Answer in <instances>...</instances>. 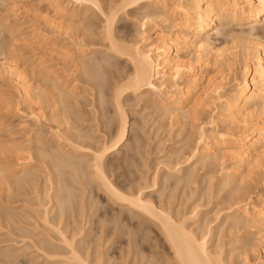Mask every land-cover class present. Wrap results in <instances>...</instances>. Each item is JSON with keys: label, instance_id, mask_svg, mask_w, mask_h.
Masks as SVG:
<instances>
[{"label": "bare ground", "instance_id": "obj_1", "mask_svg": "<svg viewBox=\"0 0 264 264\" xmlns=\"http://www.w3.org/2000/svg\"><path fill=\"white\" fill-rule=\"evenodd\" d=\"M28 1L31 0H0V14ZM36 2L30 7L40 14L46 27L40 29L36 25L28 32L41 41L37 46L51 47L66 55L60 59L69 64L72 77L69 79V74L58 69L62 63L52 62L56 58L53 60L50 52L47 58L48 50L41 49L40 57H35L38 52L34 50L30 56L23 52L22 60L15 47L25 40L24 29L20 31L16 24L0 17V34L4 33L3 38L9 43L3 48L4 39L0 40V58L4 59H0V72L2 76L7 72L20 98L14 102L10 91L7 95L0 90V111L4 113L13 105L20 113L21 104L29 110L27 119L17 129L22 133L0 118V229L4 234L12 239L21 237L27 248L32 247L44 259L38 264H264V170L256 199L252 189L244 184L264 161V117H259L264 115V0H38L34 6ZM95 16L102 23L95 25L100 30L98 35ZM128 19L134 23L133 31L139 39L133 36L137 41L130 38L131 31L121 23ZM236 26L241 30H235ZM214 38L231 42L230 51L240 46L242 61L237 60L236 67L230 69L229 81L224 83L219 82L222 76L219 79L218 75L227 67L224 56L232 53L225 55L229 46L220 50L214 45ZM65 40L79 51L63 49L68 45ZM98 43L106 50L97 59L94 54L101 49L95 48ZM22 46L25 47L23 44L19 49H24ZM183 55L194 57L199 68ZM120 59L129 64L126 72L122 70L124 66L116 63ZM107 68L116 76L114 82L110 80L112 84L108 81L111 90L106 89L105 77L110 72ZM81 82L86 85H77ZM88 94L92 104L86 112L81 99L87 100ZM125 95L135 96L136 104L142 103V111L147 114L139 111L140 118L144 115L146 120L150 110L152 115L160 112V118L168 116L173 126L195 124L207 108L202 109L210 104L217 113L201 130L198 128V134L191 129L196 131V142L188 126L190 135L184 134L185 145L180 142L184 147L167 153L169 161L164 164L163 175L157 167L152 177L140 176V182L126 178L127 182L121 172L115 171L121 169L120 165H129L131 152L136 149L137 155V149H143L139 146L143 132L139 122L143 119L134 121L136 124L133 122L130 129ZM109 96L108 101L116 110L112 118L106 114L110 119L106 121L103 110H107ZM88 115H93V119ZM158 115H154L155 120ZM112 119L117 124L113 131ZM92 120L98 126L105 120L103 136L95 137ZM226 122L230 128L225 131ZM209 124L211 128L207 127ZM178 127L177 134L183 131ZM190 145L194 148L189 149ZM227 160L233 163L228 166ZM134 161L131 160L133 164ZM218 161L223 174L216 186L227 190L225 202L229 206L223 216L216 214V218L222 216L219 219L224 220L212 226L206 215H200L198 204L189 208L190 201L185 198L188 204L181 209L180 198L199 194L198 187L194 188L200 183L197 169L213 167ZM134 180L137 187L133 186ZM211 180L207 178L206 185ZM156 186L163 197L160 202L148 193ZM179 186L182 188L177 196L175 189ZM204 190L200 192L207 195L208 190ZM189 191L194 192L188 194ZM177 199L180 208L173 206ZM107 222L114 225L110 228ZM240 231L242 235H236ZM115 232L119 246L113 258L108 255L110 245L106 247V243ZM159 235L171 250V257L158 251ZM253 241L263 248L254 263L249 259V251L256 249ZM228 245L232 247L225 249ZM131 253L133 258L125 259ZM20 254V250L11 248L0 250V264H20Z\"/></svg>", "mask_w": 264, "mask_h": 264}, {"label": "rangeland", "instance_id": "obj_2", "mask_svg": "<svg viewBox=\"0 0 264 264\" xmlns=\"http://www.w3.org/2000/svg\"><path fill=\"white\" fill-rule=\"evenodd\" d=\"M36 2L35 0H31V1H28L27 2V4H25V5H20V6H23V7H21V8H19V7H17V8H10L9 10L7 9L6 11H3V13L2 14H0L1 16V18H5V19H8L9 21H11V23L13 22L14 24H16V25H14V26H16L17 27V29L19 30L20 29V31H22L23 29V36H24V38H25V40L23 41V40H21V41H19L18 43H19V45H18V47H15L16 48V51L17 52H19L18 54L19 55H21V59L24 57V56H30V55H32V53H33V50H34V52L36 53V51L38 52V53H36L37 55L35 56V57H40V55H39V52L41 51V49H44L43 51L44 52H47V50H48V53H47V58L49 57L50 58V54H49V52L53 55V53H54V55H56V56H52L51 55V57L53 58V60L54 61H52V62H55V63H65V64H67L66 62H62V59H60V58H62L63 56L65 57L66 55H62V54H60L61 52L59 51V53L57 52V50H55V51H53V48H51L50 47V49H47V48H43L42 46L43 45H41V47H39L40 46V40L39 39H36L35 38V36H32L31 35V33H29L31 30H32V28H34V27H36V25H37V27L39 26V28L40 29H43L44 27H46V26H44L45 25V23H44V20H42V18H41V16H40V14L39 13H36L35 12V10H34V7H30V6H32L33 5V3L32 2ZM29 3H32L31 5H29ZM38 3V0H37V2H36V4H34V6L35 5H38L37 4ZM19 4H17V6H18ZM27 5V6H26ZM29 5V6H28ZM40 7L41 6H43L42 4H40L39 5ZM16 7V6H15ZM29 8H33V10L32 9H29ZM36 8V7H35ZM35 13H34V12ZM129 18V17H128ZM131 18V17H130ZM123 22H121L122 23V25L124 24V26H125V28L130 32L129 34H130V38L131 39H133V37L134 36H136L137 37V35L135 34V32L133 31V30H135L136 28L134 27V23H133V21H131L130 19H128V20H122ZM21 23V24H20ZM44 23V24H43ZM93 23H95L94 24V26L96 25L97 27H99V26H101V22H100V19H99V17H94V21H93ZM20 24V25H19ZM23 24V25H22ZM19 25V26H18ZM22 25V26H21ZM34 25V26H33ZM41 25V26H40ZM33 26V27H32ZM95 26V27H96ZM19 27V28H18ZM94 27V28H95ZM97 27H96V29H97ZM26 28V29H25ZM29 28H30V30H29ZM135 28V29H134ZM158 28H162V26H159L158 25ZM235 28V30H241V27H239V26H236V27H234ZM28 29V30H27ZM25 30H27V31H25ZM29 31V32H28ZM100 31V30H99ZM99 31H98V29H97V32H95V34L96 33H98L99 34ZM132 31H133V33H132ZM28 34H27V33ZM26 33V34H25ZM4 34V33H3ZM1 35L0 34V36H1V39L0 40H2V39H4L3 37H5L4 35ZM98 34H96V35H98ZM132 34V35H131ZM56 35V34H55ZM134 35V36H133ZM100 36V35H99ZM132 36V37H131ZM31 37V38H30ZM48 37H50L51 39H53L52 38V36H48ZM54 37V36H53ZM134 37L136 40L135 41H137V38L139 37ZM35 38V39H34ZM59 38V37H58ZM61 38V37H60ZM264 38V37H263ZM50 39V40H51ZM139 39V38H138ZM134 40V39H133ZM221 40V41H220ZM66 42H67V44L68 45H66L65 47H63V49L64 48H67L70 52H73V53H76L77 51H79V49H77V51H76V49H75V46H70L71 44H69L70 42H69V40H65ZM139 41V40H138ZM213 41H214V45L215 46H218L219 47V49L220 50H222L224 47H225V49H226V47H228L229 46V50L227 51V52H225L226 54L225 55H228V53L229 54H231V55H228V56H224V57H227V58H225V61H228V62H225V65L227 66L226 67V69H225V65H223L222 66V73L221 74H219L218 75V77H219V79H220V76H222L221 77V81H219L220 83L221 82H227V81H229V79H230V77H231V75H232V72H231V68H233L235 65H236V63H237V60H240V61H242L241 59H242V55H241V53H240V46H238L237 48H238V50H237V48L236 49H232L231 51H230V48H231V46H232V43L231 42H224L223 41V39H221V38H219V39H216V38H214L213 39ZM1 42V41H0ZM6 42V44H4ZM22 42H24V43H22ZM38 42V44H39V46H37V43ZM66 42H65V44H66ZM98 42H100L101 43V41H98ZM7 43H8V41H5V39H4V42H3V44H2V46L3 45H7ZM17 43V44H18ZM25 43L26 44H28V45H26L25 46ZM100 43H98V44H96L95 45V48H98V49H100V51H98L97 53H96V55L94 54V58H102L103 56V54H105V52H102V51H104V50H106L105 49V46L104 45H100ZM227 43H230L229 45H227L226 46V44ZM1 44V43H0ZM9 44V43H8ZM24 44V46L26 47H23L24 49H25V51H24V49H19V48H21V45H23ZM36 44V45H35ZM43 44V43H42ZM32 46V47H31ZM37 46V47H36ZM70 46V47H69ZM104 46V47H103ZM234 46V45H233ZM7 47V46H6ZM70 49H69V48ZM3 48H5L4 46H3ZM34 48V49H33ZM35 48H37V49H35ZM71 48H74V50L72 51V49ZM77 48H78V46H77ZM92 48H94V46L92 47ZM8 49V48H7ZM38 49H40L39 51H38ZM61 49V48H60ZM59 49V50H60ZM66 49V51L65 52H69L68 50ZM1 50V49H0ZM23 50V51H22ZM27 50V51H26ZM224 50V49H223ZM236 50L238 51L237 53H236ZM43 51H41L40 53H42ZM52 51H53V53H52ZM75 51V52H74ZM23 52H25L24 53V56H23ZM28 52H30V53H28ZM235 52V53H234ZM1 53V52H0ZM63 53V52H62ZM107 53V52H106ZM240 53V54H239ZM49 54V55H48ZM59 54V55H58ZM102 54V55H101ZM108 54V53H107ZM234 54H236V56L234 55ZM96 56V57H95ZM100 56V57H99ZM102 56V57H101ZM230 56V57H229ZM59 59H58V58ZM63 57V58H64ZM183 57H186V59L188 60V61H193L192 63H194V67H196V68H199V63H197V61L196 62H194V60H195V58L193 57V58H188L189 56L188 55H183ZM232 58V59H231ZM234 58V59H233ZM0 59H2V58H0ZM228 59V60H227ZM22 60H24V59H22ZM234 60V61H233ZM2 61H4V59H2ZM1 60H0V62H2ZM116 61V60H115ZM186 61V60H185ZM234 62V63H233ZM116 63H120L122 66H124L123 68H122V70L124 71V72H126L127 70H128V65L129 64H125V63H127V62H125V59H120V62H119V60H117L116 61ZM227 63V64H226ZM59 65L58 66V69L62 72V73H64V74H66V75H68L70 72H71V70L70 69H68L70 66H69V64H67L68 66H66L65 64H63V65ZM119 64V65H120ZM230 64V65H229ZM65 65V67H63ZM125 65H126V67H125ZM63 68H62V67ZM121 66V67H122ZM238 66V65H237ZM236 67V66H235ZM2 68L3 67H1L0 69H1V71H3L2 70ZM119 68H120V66H119ZM125 68V69H124ZM224 68V69H223ZM62 69V70H61ZM69 71H68V70ZM108 70H110L109 68H107ZM127 69V70H126ZM5 71V70H4ZM68 71V72H67ZM112 71V69L110 70V72L108 73L107 72V76L106 75H104V76H106L105 77V80L106 79H108L107 81H105V82H107V84H106V86H108V88H106L107 90H109L110 88V86H111V88H112V85H110L109 84V82L108 81H113L114 82V79L113 78H116V76L114 75V73H113V71ZM6 72V71H5ZM5 72H3V76L1 75L2 73L0 72V75H1V77H3V79L1 80V82H0V90H3L2 92L4 93H8L9 91V96H13L12 97V100L15 102V101H20V98L18 99V92H17V90H16V86H15V84H14V82H12V81H10L8 78H10V77H8L6 74H7V72L5 73ZM110 73H112V75L110 74ZM215 73V75H217L218 73L217 72H214ZM217 73V74H216ZM4 74H5V76H7V77H5L4 76ZM215 75H213V73H211V76H215ZM70 74H69V76H68V78L70 79ZM115 76V77H114ZM72 77V76H71ZM72 79V78H71ZM113 79V80H112ZM218 79V80H219ZM111 81H110V83H111ZM112 82V83H113ZM111 83V84H112ZM77 85H82V87L83 86H85L84 85V83L83 82H81V84H77ZM110 85V86H109ZM88 87V89L90 90V87L89 86H87ZM86 87V88H87ZM227 88L229 87L228 85L226 86ZM6 90V91H5ZM111 90V89H110ZM8 91V92H7ZM17 92V93H16ZM109 92V91H108ZM110 93H111V91H110ZM109 93V95H111ZM7 94V95H8ZM87 97H86V99L87 100H84V99H81V101L83 102L82 104H83V109H84V111H86V112H88L89 111V109H90V107H91V104L92 103H89V101L90 102H92V96H90L89 94L88 95H86ZM91 97V100L90 99H88V98H90ZM17 97V98H16ZM107 98V97H106ZM110 99V96H109V98H107V101ZM125 99L127 100L126 101V103H128L127 105H126V108H128L127 109V113H128V120H129V127H130V129H131V126L133 127V125H134V121H137V123L139 122V121H142V117H144V115L140 118V116L142 115V114H147L146 112H144V111H142L143 109L141 108V104L139 103V104H136V102L138 101V99L135 97V96H130V95H125ZM89 100V101H88ZM84 102H86V104L84 103ZM108 102H110V103H106V105L108 106H106V111H108V113H106V111H104L103 110V114H104V112H105V115L107 114H109V115H111V118L113 117V116H115V115H113V113L115 112V110H116V107H114V104L113 103H111V100L110 101H108ZM90 105H89V104ZM138 103V102H137ZM88 104V105H87ZM85 105V106H84ZM131 105V106H130ZM212 107H211V106ZM210 105H208V106H206V107H204V109H202V110H205V108H207L205 111H203V112H201V114H200V120L199 119H197V120H195L196 121V123H195V121L193 122V123H195V124H191V125H188L187 124V127H181V126H179V125H181V124H174V126H173V124L172 123H174L173 121H171V119L169 120L168 118V116H162L161 118H160V112H158V114H156V112H154L153 114L154 115H158V117L156 116V120H155V118H154V115H152V114H150L152 111L150 110L148 113L150 114H148V116L149 117H146V120H145V118L143 119V122H139L140 124H139V127H140V125H142V128L144 129H142L141 130V127H140V130L141 131H143V132H140V133H142L141 134V142H140V139H139V146L141 147V146H143L142 148V150L141 149H137L138 151L139 150H141V152L143 153V152H145L144 154H140V152H139V154L141 155V156H139L138 155V151H137V155H135L136 154V152H135V150L133 151V152H131V150H130V152L133 154V156L132 155H130V157H132L131 158V160H132V162L134 161L133 160V158L135 159V161H134V164L131 162V160H129L130 161V163H129V165H127L126 166V164L127 163H125V164H123V163H121V164H123L124 165V167L122 166V165H120L121 167V169L119 170V167H118V170L117 171H115V174H116V172L118 173V171L119 172H121L122 174H123V176H122V178H123V180H124V178H125V180H126V178L127 179H129V180H132V179H135V180H139L138 182H140V181H142L141 180V178L142 177H140V176H143V175H147V176H150V177H152V175L155 173L154 171L156 170V168L158 167V168H160L161 170H160V172H161V175H163L164 174V171L166 170V168H165V166H164V164H167L168 163V159H166L167 157H168V154H170L169 152H171V151H173V152H175V150H177V151H179L178 149H181L182 147H184V145H185V143L183 142L184 140V134L185 133H189V135H190V132H192V130L194 129V130H197V134H198V132L203 128V126H204V124L205 123H208L207 122V120L208 119H210V117L213 119V117L216 115V113H217V111H216V109H215V111H213V109H214V106L212 105V104H210ZM88 106V107H87ZM14 107L15 106H11V107H9L8 109H10V110H6V111H8V113H6V111L4 110V113L3 112H1L0 113V118H1V120L2 121H8L7 122V124H6V122H5V124L6 125H8V127H11V125L13 126V127H17V128H15L16 129V132L17 133H22L23 131H17V129L20 127V122H24L25 121V119H27L26 117H28L27 115H28V113H29V110L28 109H26V105L25 104H21L20 105V107H21V109H22V112H20V113H18V111H16V109H14ZM139 107V108H138ZM3 108V107H2ZM87 108V109H86ZM98 108H99V106H98ZM141 108V109H140ZM210 108V109H209ZM26 109V110H25ZM83 109H81V110H83ZM1 110H3V109H1ZM28 110V111H27ZM9 111H11V112H9ZM26 113H25V112ZM139 111H140V113H141V111H142V114L140 115V113H139ZM16 112V113H15ZM144 112V113H143ZM18 113V114H17ZM17 114V115H16ZM107 115H106V118H107ZM108 115V116H109ZM113 115V116H112ZM153 117H152V116ZM161 115H162V113H161ZM2 116V117H1ZM91 119H93L92 117H94L93 115L92 116H90V115H88ZM147 116V115H146ZM89 117H88V119H89ZM110 117V116H109ZM151 117H152V120H153V122H152V120H151ZM199 117V116H198ZM203 117V118H202ZM259 117H264V115L263 116H261V115H259ZM115 118V117H114ZM113 118V119H114ZM158 118L159 119H161V120H158ZM109 118H107V120L106 121H109L108 120ZM113 119H112V124L113 125H111V130L112 129H116L117 128V124H115V122H113ZM136 119V120H135ZM141 119V120H140ZM148 120H150L149 122H148ZM204 120V121H203ZM92 121H93V123H92ZM90 123H92L93 125H91L90 123H87V124H90L92 127H95V128H92V129H95V130H93L94 132H95V137H98L99 135H101V136H103V134L105 133V130H106V123L103 121V120H100L102 123H104V124H100L99 126L98 125H96V121L94 122V120H92ZM115 121H116V123H118V121L115 119ZM160 123H159V122ZM198 121H199V124H198ZM203 121V122H202ZM209 121V120H208ZM134 122V123H133ZM145 122V123H144ZM156 122H158V123H156ZM201 122V123H200ZM155 123V124H154ZM227 123V122H226ZM226 123L224 124V125H226ZM133 124V125H132ZM136 124V123H135ZM228 124L229 123H227V127H228ZM15 125V126H14ZM105 125V126H104ZM116 125V126H115ZM176 125V126H175ZM192 125H194V128H191V127H193ZM222 125V127H220V128H223L224 127V125L223 124H221ZM230 125V124H229ZM138 126V125H137ZM179 126V127H178ZM188 126L190 127L189 129L191 130L190 132H189V130H188ZM100 129V131L101 132H103V133H101L100 131H99V129ZM101 127V128H100ZM177 127L178 128H181V129H183V131H184V128H186L185 129V131H184V133H182V134H180L181 132H183V131H181V132H178V134H177ZM202 127V128H201ZM207 127L208 128H211V125L209 124V125H207ZM223 128V130H229V128H230V126L228 127V128ZM200 130H199V129ZM181 129H179L178 131H180ZM98 130V131H97ZM104 130V131H103ZM188 130V131H187ZM225 130V131H226ZM97 131V132H96ZM113 131V130H112ZM230 131H231V129H230ZM232 131H233V129H232ZM235 131V130H234ZM194 132V131H193ZM191 133V134H196V131L194 132V133ZM139 133V134H140ZM144 133V134H143ZM180 134V135H179ZM194 134V135H195ZM183 135V136H182ZM190 137V136H189ZM194 137H196L195 139H194V141L197 139V135H195ZM99 138H101V137H99ZM181 138H182V140H181ZM193 138V137H192ZM191 137L189 138V139H192ZM180 140V141H179ZM179 141V142H178ZM182 141V142H181ZM178 142V143H177ZM183 144L184 143V145H181V143ZM192 143L193 141L191 140H189V143ZM196 142V141H195ZM136 143L137 142H135V145H136ZM141 143L143 144V145H141ZM190 143V144H191ZM193 144H194V142H193ZM192 144V145H193ZM194 146H195V144H194ZM181 147V148H180ZM190 148L189 149H191V148H194V147H191V145L189 146ZM145 150V151H144ZM134 152H135V154H134ZM189 152V151H188ZM168 153V154H167ZM120 155H123V153H121ZM120 155L119 156H117V157H119V159L122 157H120ZM135 155V156H134ZM139 157V158H138ZM112 159H113V157H111ZM118 159V160H119ZM116 160V159H115ZM164 161H165V163H164ZM117 162H119V161H117ZM126 162V161H125ZM167 162V163H166ZM219 162V161H218ZM220 163L221 162H219L218 164H217V162L213 165V167L211 166H208L209 168H203V169H200V168H198L197 169V172H198V174L196 175L197 176V181L198 180H200V183H199V181H198V183H197V181H196V183L198 184L197 186H195L194 185V188L196 189L197 187H198V190L197 191H199V194L198 193H196L197 191L196 190H194V188H193V190L195 191V193H196V196H193V198H190V199H188L187 198V194H186V196H182L183 198H180V200L182 199V201L180 202V204L182 205V208L181 209H183V207L185 208V204H188L186 201H190L189 202V204H188V206H189V208L190 207H192V209H194L193 207L196 205V204H198V206L199 207H197V208H199L200 210H201V212L202 213H200V215H206V218L208 219V220H206V218H205V216H204V218H205V220L206 221H210L211 222V224L210 225H212V226H215L216 224L218 225L219 223H221L223 220H224V218H222V220L221 219H219V217L218 218H216L217 217V215L218 214H220V215H224V213L226 214V212H228V210H227V208L226 207H228L229 205H226L228 202H225V201H227L228 200V197H226L227 196V190H220V188L218 187V186H216V184H217V179L218 178H220V177H222V174H223V170L222 169H220ZM228 163V164H227ZM233 163V161H231V160H227V162H226V165H231ZM262 164H260V168H259V170H257V169H255V170H257V171H255L254 172V175H252L253 177V179L251 178H249V181L248 180H246L247 181V183L245 182L244 184H247L248 186H246V187H248V188H251L250 190L252 191V195H253V197L256 199V194L259 192V191H261V182H260V179H261V174H262V172H263V170H264V161L262 160V162H261ZM132 166H131V165ZM126 166V167H125ZM163 169H165L164 171H163ZM200 169V170H199ZM208 169V170H207ZM157 170H159V169H157ZM210 171H211V173H210ZM222 171V172H221ZM206 173H209V174H211V175H209V174H206ZM222 173V174H221ZM121 174V175H122ZM204 174H206V176L204 175ZM129 176V177H128ZM207 176H209V177H207ZM214 176L215 177V179H213L212 177ZM200 177V178H199ZM201 177H202V180H201ZM208 178V181L209 180H211L212 182H216V183H213V184H215V185H213V184H211V183H209L208 182V184H211V186L210 185H206V181H207V178ZM113 178H115V177H113ZM122 178H121V180H122ZM140 178V179H139ZM203 178H205L204 179V181H203ZM211 178V179H210ZM134 180V181H135ZM127 182H129L128 180H126ZM133 181V182H134ZM137 181H135V183H133V186L134 187H137V185H136V182ZM173 182V181H172ZM203 182V183H202ZM249 183H251L250 185H249ZM130 185H132V183L130 184ZM136 185V186H135ZM213 185V186H212ZM132 186V187H133ZM181 186H182V184H181ZM181 186H179V187H177L176 189L178 190H176L175 189V192H177L175 195H177L178 196V194H180L179 192H181ZM209 187V189L207 188V187ZM250 186V187H249ZM126 187H128L127 185H126ZM170 187L171 186H169V190H167L168 192L171 190L170 189ZM192 187H193V185H192ZM152 189H150V191H148V193H150V197H152V199L153 200H155V201H159L160 202V200H161V198L163 199V197H161L160 196V193L158 192V186H156V188H154L153 189V187H151ZM174 188V187H173ZM167 189V188H166ZM201 189V190H200ZM202 189H205L204 191H206V190H208V191H206V193L205 194H207V195H203L202 194V192H200V191H202ZM194 191H192V193L190 192H187L188 194H193V192ZM221 191V192H220ZM166 192V191H165ZM164 192V193H165ZM167 193V192H166ZM197 194H198V196H197ZM203 195V197L204 198H202V195ZM160 196V197H159ZM181 196V195H180ZM190 196V195H189ZM164 197H165V195H164ZM191 197V196H190ZM187 200H186V199ZM225 198H227L226 200H225ZM105 198H104V196L102 195V197H101V200H104ZM183 199H184V201H183ZM178 200L179 199H177V200H175V202H173L174 203V205L173 206H175V207H177V205L179 206L178 208H180V204H178L179 202H178ZM179 200V201H180ZM186 200V201H185ZM158 202V203H159ZM182 202L184 203V205L182 204ZM186 202V203H185ZM199 203H200V205H199ZM229 204V203H228ZM187 206V205H186ZM187 206V207H188ZM195 208H196V206H195ZM223 208V209H222ZM224 208H226V209H224ZM188 209V208H187ZM222 209V210H221ZM191 210V209H190ZM219 210H221V213H220V211ZM199 211V210H198ZM218 213V214H217ZM217 214V215H216ZM221 216V217H222ZM220 217V218H221ZM218 219V220H217ZM111 223V222H110ZM110 224H109V222H107V224H106V226H109ZM114 224L113 223H111V226H113ZM216 225V226H217ZM111 226H109L110 228H111ZM1 231H0V250H2V249H15L16 251H18V250H20V252H21V258H18V260H20L19 262H20V264H26L27 263V261H28V259H29V262L27 263V264H30V263H32L33 262V264H35V262H36V264H38V263H42L43 262V260L44 259H41L42 257H39V256H37L38 254H36V252L35 251H33L34 249L32 248V247H26L27 245H26V242H24L23 241V239H20L21 237H17V239L14 237V239H12L11 238V236H9V235H6V234H4L5 233V231L3 230V229H0ZM243 232H244V230H243ZM243 232H241L240 231V233H237L236 235H242V233ZM156 233L157 234H159L158 232H157V230H156ZM109 234V232L108 233H105V236H107ZM6 235V236H5ZM118 235V233H116L115 232V234H113V235H110V236H112V239H111V241H108L107 243H106V247H108L109 245H110V248H109V250H108V255L110 256V255H112L113 256V254H114V256H116V254L118 253V248H116L117 246H119V244L117 243V241H116V239L118 238V237H116ZM109 236V237H110ZM3 237V238H2ZM10 238V239H8L7 240V238ZM159 237H160V241H159V245L157 246V248H159L158 249V251L159 252H161V254H163L164 255V257H171V250L169 249V247H168V245H167V243H165V241L164 242H162V239H163V237L161 236V235H159ZM229 237L227 236V238H225V239H228ZM4 239V240H3ZM21 241H20V240ZM17 242H16V241ZM114 240V241H113ZM13 241V242H12ZM115 242V243H114ZM21 243V244H20ZM253 244L255 243V245H256V251L255 250H252V251H249L248 253H249V259H250V262H255L256 261V256H259L260 254H262V252L264 251L263 250V248H261V247H259V246H257V244H258V241H257V244H256V242H252ZM259 243H260V241H259ZM26 245V246H25ZM261 245V244H260ZM230 247H232V245H228V247H225V249L227 248V249H230ZM22 248V249H21ZM116 248V249H115ZM23 250V251H22ZM263 250V251H262ZM26 251V252H25ZM31 251H33V252H31ZM228 251V250H227ZM254 251V252H253ZM24 252V253H23ZM31 253H33V254H31ZM259 253V254H258ZM257 254V255H256ZM28 255H30V257H28ZM24 256V257H23ZM26 256V257H25ZM113 256V258H115ZM28 257V258H27ZM38 259H37V258ZM130 257V258H129ZM129 257L127 258V257H125V259H132L133 257H132V253L129 255ZM23 258V259H22ZM32 258L33 259H35L36 261H33L32 260ZM40 258V259H39ZM26 259V260H25ZM30 259L32 260V262L30 261ZM24 261V262H23ZM39 261V262H38Z\"/></svg>", "mask_w": 264, "mask_h": 264}]
</instances>
